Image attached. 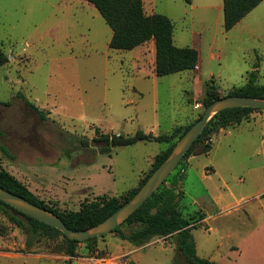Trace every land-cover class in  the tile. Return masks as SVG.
<instances>
[{
	"label": "rangeland",
	"instance_id": "rangeland-1",
	"mask_svg": "<svg viewBox=\"0 0 264 264\" xmlns=\"http://www.w3.org/2000/svg\"><path fill=\"white\" fill-rule=\"evenodd\" d=\"M143 2L148 15L173 21L177 46L197 48L198 69L160 77L152 42L111 49L113 31L87 0H0V51L9 57L0 67V170L60 211L126 195L151 171L155 156L180 139L105 152L98 147L106 144L102 134H168L193 110L187 125L204 114L209 87L228 96L254 70L264 85V1L228 32L223 0ZM211 139L209 153L188 157L173 173L184 168L185 217L202 212L209 218L192 231L197 254L222 264H264V110ZM133 227L121 230L128 234ZM96 245L113 255L130 252L136 264L183 261L175 236L137 246L111 233ZM88 247L80 243L77 251ZM0 252L24 256L0 254V264H70L71 257L62 235L35 239L1 211Z\"/></svg>",
	"mask_w": 264,
	"mask_h": 264
},
{
	"label": "trees",
	"instance_id": "trees-1",
	"mask_svg": "<svg viewBox=\"0 0 264 264\" xmlns=\"http://www.w3.org/2000/svg\"><path fill=\"white\" fill-rule=\"evenodd\" d=\"M87 1L94 5L112 29L113 35L109 43L111 49L133 50L153 41L156 51L155 74L157 76L161 77L178 74L197 68L199 63L198 50L190 46H177L174 42L175 24L173 21L168 16L161 13L148 15L145 12L143 0ZM263 1L264 0H223V26L225 31H230ZM8 60L9 57L0 51V67L7 63ZM257 80V70H254L249 73L247 83L241 87L235 88L228 96L264 99V85H259ZM17 96L22 98L25 104L41 119L46 118L45 111L36 109L34 105L26 100L22 93H18ZM220 98L222 97L218 93V89L214 86L209 87L206 90V96L203 100L205 109ZM253 111H263V109L229 108L215 114L193 146L189 149L179 166L192 154L209 153L212 149V145L205 144V141L210 140L212 135L221 129L241 124L242 120L248 117ZM201 117L202 115L199 118ZM196 121L189 125L177 126L168 134L154 135L153 133H146L143 130H139L132 136L102 134L99 141L107 144L106 147L102 148V151L105 152H109L112 147L131 146L139 142L170 144L173 140L181 138ZM83 143L87 144L86 141H83ZM173 147L174 144L155 156L151 171L141 180L137 187L130 190L126 195L122 197L101 196L93 201H85L78 211L63 212L47 205L36 197L22 182L3 169L0 170V187L53 212L62 219L69 229L85 230L104 221L123 204L128 202L144 185L151 174L166 160ZM172 174L170 175V177L173 176L171 180L172 186L166 187L170 179V177H168L158 191H156L123 224L132 226L137 225L136 228L133 227L130 232L126 234L121 230L123 226L121 225L111 233H118L122 240L137 246L155 237L167 238L175 236L177 250L183 258L181 264H219L218 262L198 256L192 231L201 224L198 222L203 218V214L197 213L189 218L185 217L181 208V201L184 193L178 190L179 183L183 181L184 168ZM154 209L156 210L155 213H153ZM0 211L5 213L17 227L26 233L28 232L35 239H39L45 235H62L66 242V254L71 257L78 253L77 248L80 243H90V247L87 249L95 250L98 248L96 241L106 236L92 238L87 241L71 240L64 236L58 229L23 214L1 200Z\"/></svg>",
	"mask_w": 264,
	"mask_h": 264
},
{
	"label": "water",
	"instance_id": "water-1",
	"mask_svg": "<svg viewBox=\"0 0 264 264\" xmlns=\"http://www.w3.org/2000/svg\"><path fill=\"white\" fill-rule=\"evenodd\" d=\"M229 108H255L264 110L263 98H252L244 96H225L211 103L189 130L178 140L170 155L151 174L138 192L118 210L111 214L99 224L85 230H71L62 219L53 212L44 209L22 196L16 195L0 187V200L12 208L44 222L63 233L71 240L87 241L92 238L102 237L124 224L158 189L166 179L176 170L180 162L186 156L189 149L203 132L210 119L218 112ZM94 143L92 142V146ZM107 144H99L98 147H106ZM156 210H153L155 213Z\"/></svg>",
	"mask_w": 264,
	"mask_h": 264
},
{
	"label": "built area",
	"instance_id": "built-area-1",
	"mask_svg": "<svg viewBox=\"0 0 264 264\" xmlns=\"http://www.w3.org/2000/svg\"><path fill=\"white\" fill-rule=\"evenodd\" d=\"M200 107L201 104L195 105L196 109ZM211 141L212 139L208 140L207 144H210ZM70 264H136V262L132 259L130 252L113 255L97 248L78 252L75 256L70 257Z\"/></svg>",
	"mask_w": 264,
	"mask_h": 264
},
{
	"label": "crops",
	"instance_id": "crops-1",
	"mask_svg": "<svg viewBox=\"0 0 264 264\" xmlns=\"http://www.w3.org/2000/svg\"><path fill=\"white\" fill-rule=\"evenodd\" d=\"M179 41H183L182 40V38H180V40ZM150 42H152V44H151V46H152V54H153V57H154V63H155V56H156V51H155V44H154V42L153 41H150ZM174 42H175V44H176V42H177V37H176V35H175V31H174ZM146 44H149V42L148 43H146ZM146 44H144V45H142L141 47H143V46H145ZM179 47H186L185 45H180ZM191 47V46H190ZM193 48H195L194 46H192ZM195 49H197V48H195ZM199 52V51H198ZM199 68V65L197 66V68L196 69H198ZM182 73V72H181ZM181 73H179V74H181ZM196 116V111L195 110H193V113L192 114H190V116H188L185 120H182V121H180L175 127H177V126H184V125H187L188 123L187 122H189L192 118H194ZM174 127V128H175ZM173 128V129H174ZM172 129V130H173ZM153 133V132H152ZM200 155H202V154H193L191 157H189L188 158V162L192 159H194V158H197V157H199ZM209 177V176H208ZM183 182H180L179 183V186H178V190L179 191H183V189H182V184ZM184 193V192H183ZM198 213H201V214H203L202 212H198ZM196 215V214H195ZM194 216V215H193ZM191 217V216H190ZM198 217V216H197ZM208 220H209V218L205 215V214H203V218L201 219V220H199V222L198 223H201V224H207L208 223ZM0 254H4V255H7V256H11L12 258H23L24 256H23V254H20V253H1L0 252ZM28 256H31L32 254H27ZM219 264H222L220 261H219Z\"/></svg>",
	"mask_w": 264,
	"mask_h": 264
}]
</instances>
